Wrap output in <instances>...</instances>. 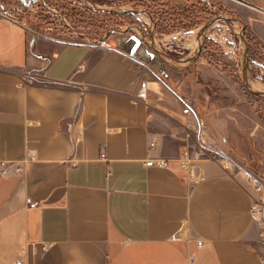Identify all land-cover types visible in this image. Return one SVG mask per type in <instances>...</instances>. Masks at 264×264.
Listing matches in <instances>:
<instances>
[{
	"label": "crops",
	"instance_id": "obj_1",
	"mask_svg": "<svg viewBox=\"0 0 264 264\" xmlns=\"http://www.w3.org/2000/svg\"><path fill=\"white\" fill-rule=\"evenodd\" d=\"M233 2L264 42V7ZM14 16L0 10V264H264V190L228 158L180 163L197 126L237 154L230 119L184 115L130 32L73 40ZM249 125L240 160L264 179V126Z\"/></svg>",
	"mask_w": 264,
	"mask_h": 264
},
{
	"label": "rangeland",
	"instance_id": "obj_2",
	"mask_svg": "<svg viewBox=\"0 0 264 264\" xmlns=\"http://www.w3.org/2000/svg\"><path fill=\"white\" fill-rule=\"evenodd\" d=\"M66 1L71 2L67 3ZM87 1L102 7L109 6L108 3ZM154 1H157V3ZM233 1L220 0L221 6L224 7V10L220 13L238 16L248 25L244 13L232 8V5L235 6ZM243 1L264 7V0ZM79 3V0H50V8L62 13L72 27H69L62 17L47 14L37 4L24 7L20 0H0V10L7 12L9 15H15L14 17L16 18L22 17L23 20H26L28 26L60 38L91 41L84 36L87 35L92 41L101 40L105 35V29L102 26L105 21H110V24L115 26L110 32L112 35L120 33V31H117V26L121 22V18L118 16L112 19L105 13L90 12L84 8H80L82 13L71 11L70 8H63V6L77 7ZM151 4L153 5L152 10L153 16L156 17V24L164 28L162 34L155 33L156 45L177 57L191 56L197 49L199 33L206 21L212 17V14L203 15L202 22L190 30L173 29L171 33H168V24L172 25V22L168 21V5L163 0H151ZM124 6L131 7L127 4ZM67 13H70V18H68ZM257 14L260 22L262 21L261 24H264V13L258 12ZM137 18L143 26V31L149 32L151 27H154V21L149 16L138 14ZM49 22L53 24L49 27L57 26V31L45 27ZM240 28L241 25L237 22L231 25L220 22L211 26L204 41L203 53H200V56L192 64L175 61L166 62L146 42L141 40V43L143 50L147 51L149 57L159 61L161 70L170 78L173 86H181L183 95L193 104V116L196 123L199 120L198 116L203 117L205 114L206 118H212L214 113L222 118L226 117L232 122V134L236 135L240 143L237 154L234 151H230L228 148L229 143H225L222 146L227 152L215 146L207 131L202 134L201 129L197 126V129L195 128L191 135L182 133L183 136H181L182 140L187 144L189 156L197 159L199 156L208 155L234 160L231 162H234L236 167L242 169L248 178L247 180L252 182L255 188L261 185L264 190V179L253 173L246 167L244 161L240 160L243 159V154H247L246 152L251 148L249 145L250 139L247 137V134L250 133L248 131L249 124L254 125L259 122L264 126V97L251 94L245 88L241 76L244 47L237 36ZM74 30L80 34L74 32ZM129 32L135 36L137 41L142 38L140 29H137V27L136 29H130ZM257 38L264 43L258 36ZM148 39L150 40L149 37ZM254 43L255 41L253 42V48L255 46ZM248 44L250 52L248 64L249 80H254L264 87V59L261 56L259 57V55L252 56L249 41ZM256 51L259 50L257 49ZM210 54L214 57H211ZM182 127H184L182 129L184 131L187 129L185 125H182ZM201 137L206 140L205 146L202 144ZM233 142L231 141L230 144Z\"/></svg>",
	"mask_w": 264,
	"mask_h": 264
},
{
	"label": "trees",
	"instance_id": "obj_3",
	"mask_svg": "<svg viewBox=\"0 0 264 264\" xmlns=\"http://www.w3.org/2000/svg\"><path fill=\"white\" fill-rule=\"evenodd\" d=\"M24 7H29L34 4L40 6V8L45 11L47 14L55 15L57 17H61L58 14L50 11L49 7L51 6L50 0H20ZM80 3L77 7H68L63 6L64 9L70 8L72 11H76V13H82L81 9L88 10L90 12H99L93 10L91 7L85 5L83 1L79 0ZM94 3H108V8H114L120 5H130L133 9L146 10L153 14V5L151 4V0H91ZM162 1V0H161ZM67 3L71 1H66ZM157 3V1H154ZM163 2L168 5V21L172 22V25L168 24V33H171L173 29H183L190 30L193 27L199 25L202 22V16L205 14L213 15L215 13H220L224 10V7L221 6L220 0H163ZM104 13V12H99ZM65 14V13H64ZM106 15L110 16L112 19L116 16L121 18V22L118 24V27H121L126 24H131L137 26L139 28H143L140 23V20L137 18L135 13L130 11L123 12H106ZM75 15V14H74ZM154 15V14H153ZM68 18H70V13H67ZM156 18V17H155ZM49 24V25H48ZM53 25L52 23H47L46 28L50 30L57 31V26L49 27ZM103 28L106 29L109 26H113L110 24V21L103 22ZM253 32L249 25L245 24V32L246 37L251 44V54L259 55L264 59V43L258 40L257 36ZM156 32L162 34L164 32V28L162 26L156 24ZM255 41V46L253 48V42ZM259 51H256V50ZM203 51L201 52V54ZM211 57H214L210 54Z\"/></svg>",
	"mask_w": 264,
	"mask_h": 264
},
{
	"label": "water",
	"instance_id": "obj_4",
	"mask_svg": "<svg viewBox=\"0 0 264 264\" xmlns=\"http://www.w3.org/2000/svg\"><path fill=\"white\" fill-rule=\"evenodd\" d=\"M46 2V0H44ZM83 1V3L89 7H91L93 10L95 11H99V12H123V11H130L136 14H143V15H147L149 16L153 21H154V17L144 11V10H140V9H133L131 7H127V6H120V7H114V8H108V7H102L100 5L97 4H92L90 2H88L87 0H81ZM49 9L58 14L59 16H61L65 23L70 26V22L68 21L67 18H65L63 16L62 13H60L58 10L50 8ZM220 22H224L227 23L228 25H231L234 22H237L241 25L240 31L237 33V36L239 37L243 47H244V57H243V61H242V67H241V76H242V80L244 83L245 88L254 95H257L259 97H264V90H258L255 89L251 86L250 81H249V57H250V52H249V44L248 41L246 39L245 36V22L242 18L235 16V15H231V14H224V13H217L214 14L211 18H209L206 23L203 25L199 36H198V46L196 51L189 57H177L175 55H172L171 53L159 48L156 43H155V29L152 30V37L149 39H147L144 35H142V40L144 42H146L161 58L165 59L166 62H183L186 64H192L196 61V59L200 56V53L203 49V45H204V41L206 40V35H207V31L209 30V28L211 26H213L214 24L220 23ZM118 31H123V30H118ZM74 32L80 34L79 32H77L76 30H74ZM109 32V31H108ZM84 35V34H83ZM87 39H90L92 41L91 38H89L87 35H84ZM106 37V36H105ZM104 37V38H105ZM102 40V39H101ZM98 40V41H101ZM94 42V41H93Z\"/></svg>",
	"mask_w": 264,
	"mask_h": 264
},
{
	"label": "built area",
	"instance_id": "obj_5",
	"mask_svg": "<svg viewBox=\"0 0 264 264\" xmlns=\"http://www.w3.org/2000/svg\"><path fill=\"white\" fill-rule=\"evenodd\" d=\"M139 96L144 98V99L147 97V81L146 80L142 81V83H141V89L139 91ZM182 111H183V114L186 115V116H189V115L193 114L192 106L188 102H186V104H185V106H184ZM187 124H188L187 126L189 127L190 124L189 123H187ZM201 141H202V144H204V146H205L206 145V140H204L201 137ZM155 144H156L155 141H151L150 142V147H154ZM189 155H190L189 154V150L184 151L182 153L181 158H180V163L183 166H187V167L193 168L196 158L195 157H191ZM102 156H105L104 153L102 154ZM166 163H167V160L163 159V158H158V159L151 158V159H148L146 161L147 165H153V164L165 165ZM256 189L257 190H261L263 188H262L261 185H258L256 187ZM32 205L35 206L36 203H33ZM252 209H253V212L255 214H262V212L264 210V201L256 199L254 201V203H253ZM16 264H21V263L17 262Z\"/></svg>",
	"mask_w": 264,
	"mask_h": 264
},
{
	"label": "flooded vegetation",
	"instance_id": "obj_6",
	"mask_svg": "<svg viewBox=\"0 0 264 264\" xmlns=\"http://www.w3.org/2000/svg\"><path fill=\"white\" fill-rule=\"evenodd\" d=\"M120 6H124V5H120ZM120 6H117V7H120ZM132 8V7H131ZM144 11H146V10H144ZM147 12V11H146ZM148 13H150V12H148ZM152 16H153V14L152 13H150ZM135 15H138V14H136L135 13ZM213 16V15H212ZM154 17V16H153ZM115 26L113 25V26H109L108 28H106L105 29V35H104V37H103V39L102 40H105V39H108L111 35H112V33H110L111 31H112V28H114ZM136 27L137 26H134V25H131V24H126V25H123V26H121V27H118L117 26V31L118 30H123V31H120V32H129V30L130 29H136ZM137 29H140V32H141V35H144L147 39H148V37L149 38H151L152 37V30L153 29H155V33H156V19H155V17H154V27H151V29H150V31L149 32H147V31H143V28H139V27H137ZM109 31V32H108ZM142 37V36H141ZM141 40H142V38H141ZM143 41V40H142ZM170 53V52H169ZM172 54V53H171ZM173 55V54H172Z\"/></svg>",
	"mask_w": 264,
	"mask_h": 264
},
{
	"label": "bare ground",
	"instance_id": "obj_7",
	"mask_svg": "<svg viewBox=\"0 0 264 264\" xmlns=\"http://www.w3.org/2000/svg\"><path fill=\"white\" fill-rule=\"evenodd\" d=\"M249 81L253 88L258 89V90H264V87L260 85L259 83L255 82L254 80H249Z\"/></svg>",
	"mask_w": 264,
	"mask_h": 264
}]
</instances>
